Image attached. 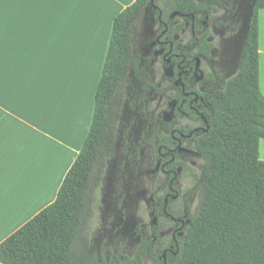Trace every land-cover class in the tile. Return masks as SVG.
<instances>
[{
  "label": "flooded vegetation",
  "instance_id": "1",
  "mask_svg": "<svg viewBox=\"0 0 264 264\" xmlns=\"http://www.w3.org/2000/svg\"><path fill=\"white\" fill-rule=\"evenodd\" d=\"M261 0H148L121 114L76 240L91 264H178L199 214L216 107L242 69Z\"/></svg>",
  "mask_w": 264,
  "mask_h": 264
},
{
  "label": "trees",
  "instance_id": "2",
  "mask_svg": "<svg viewBox=\"0 0 264 264\" xmlns=\"http://www.w3.org/2000/svg\"><path fill=\"white\" fill-rule=\"evenodd\" d=\"M148 0L113 20L87 137L54 202L0 243V264H91L76 240L92 210L121 114L119 86L133 59L136 23ZM242 69L217 105L204 200L178 264H264V94L259 87V11Z\"/></svg>",
  "mask_w": 264,
  "mask_h": 264
},
{
  "label": "crops",
  "instance_id": "3",
  "mask_svg": "<svg viewBox=\"0 0 264 264\" xmlns=\"http://www.w3.org/2000/svg\"><path fill=\"white\" fill-rule=\"evenodd\" d=\"M134 1L0 0V243L55 201L89 131L113 20ZM258 30L264 94V7Z\"/></svg>",
  "mask_w": 264,
  "mask_h": 264
}]
</instances>
